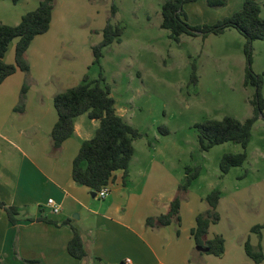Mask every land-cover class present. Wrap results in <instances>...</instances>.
I'll use <instances>...</instances> for the list:
<instances>
[{
    "label": "rangeland",
    "instance_id": "374dc122",
    "mask_svg": "<svg viewBox=\"0 0 264 264\" xmlns=\"http://www.w3.org/2000/svg\"><path fill=\"white\" fill-rule=\"evenodd\" d=\"M164 1L54 0V24L48 33L37 36L32 53L25 55L30 62L29 71L24 72L18 98L23 100L21 104L37 100L42 86L35 80L36 71H41L40 76L45 71H60L62 75L71 72V79L60 85L56 83L57 91L78 84L83 74L95 80L101 73L114 98L116 113L130 120L141 133L135 147L139 150L156 145L152 150L155 156L168 167L173 165L174 173L179 176H184L185 166H199L200 173L189 187L186 203L205 206L202 212L207 208L205 196L212 189H219L220 219L214 229L222 234L228 246L241 236L244 240L248 236L251 245L257 246L259 236L251 233L250 227L264 220V119L258 117L253 123L244 163L230 167L225 174L219 168L222 155L240 152L241 145L227 141L203 151L195 127L197 123L224 115L239 120L252 115L250 100L255 87L243 84L245 37L231 27L221 34H182L175 41L160 25ZM243 1L226 0L222 6L211 7L198 0L184 3L182 9L189 24H210L230 16ZM257 1L260 17L264 18V0ZM28 4L22 5L28 9L35 6L30 1ZM112 5L116 7L114 14H111ZM107 20L124 27L121 41L105 46L99 63H93L91 46L100 42ZM50 35L54 37L47 39ZM15 42H10L4 56L10 63L14 61ZM251 58L253 72L262 74L264 98V39L252 42ZM193 68L196 83L191 80ZM24 84L27 89L22 95ZM43 101L53 107L51 95ZM79 119L94 134L98 120L97 126L91 125L86 113ZM158 127H165L167 134L162 135Z\"/></svg>",
    "mask_w": 264,
    "mask_h": 264
},
{
    "label": "crops",
    "instance_id": "0c3cea01",
    "mask_svg": "<svg viewBox=\"0 0 264 264\" xmlns=\"http://www.w3.org/2000/svg\"><path fill=\"white\" fill-rule=\"evenodd\" d=\"M29 1L35 3L32 9L39 2L0 0V23L17 24L23 13L32 10L24 6ZM53 24L54 9L49 29L43 34ZM37 36L25 55L32 53ZM53 54L52 58L55 51ZM40 72H34L37 84L42 86L38 98L24 101L22 109L15 107L21 103L18 89L24 72L16 70L0 83V200L19 209L18 220L12 224L0 208V264H35L26 260H38L36 264H121L125 257L134 264H253L244 255V236L229 246L224 239L225 251L221 256L196 248L190 230L205 206L187 204V194L180 202V225L175 222L162 227L145 225L147 217L167 211L184 177L174 173L173 165L168 167L155 156L152 150L156 145L138 150L136 139L133 141L134 152L127 171L112 172L110 191L104 198L77 184L71 176L72 159L81 142L93 134L79 115L74 120L72 135L58 150L51 151L49 133L57 116L54 107L45 105L43 98L48 94L53 98L59 92L56 83L60 85L73 74L45 71L40 76ZM126 121L131 124L130 120ZM90 122L97 126L96 120ZM154 138L157 139L156 134ZM49 197L60 205L59 212H50L46 205ZM38 216L52 222L29 220ZM65 219L70 222L62 223ZM72 226L78 230L86 251L82 259L67 252ZM213 226H209L208 239L220 234Z\"/></svg>",
    "mask_w": 264,
    "mask_h": 264
},
{
    "label": "trees",
    "instance_id": "16d2710c",
    "mask_svg": "<svg viewBox=\"0 0 264 264\" xmlns=\"http://www.w3.org/2000/svg\"><path fill=\"white\" fill-rule=\"evenodd\" d=\"M16 3L18 0H11ZM198 0H165L161 4V27L169 31V36L178 41L182 34L206 36L208 34H221L228 28H235L245 37L244 53L246 68L244 72V85L255 87L254 97L250 100L253 113L244 120H239L231 115H224L220 119H207L195 124L200 149L209 150L216 144L227 141L239 143L242 150L237 153H224L220 159L219 168L222 174L229 171L232 166H240L246 159V147L250 141L251 128L258 117L264 119V98L261 94L263 84L262 74L253 72L251 68L252 42L256 39H264V18L260 17V4L257 0H244L242 6L230 16L217 20L210 24L191 25L187 22L182 5ZM211 7L225 4L226 0H204ZM54 0H39L37 6L23 13L15 25L0 23V83L16 70L29 71V63L25 58V52L35 36L45 33L50 26ZM116 7L112 5L111 14ZM124 27L120 24H112L107 20L101 30L102 38L99 43L91 46L93 63H99L102 49L113 41L120 42ZM16 40L14 46V61L7 63L3 57L8 50L11 41ZM193 83L197 82L195 68L191 76ZM103 76L95 80H89L84 74L82 81L76 85L67 87L54 94L52 104L56 112L50 133L49 142L52 152L58 150L64 140L69 138L74 131V120L77 116L86 113L90 119L98 120L94 134L84 139L72 159L71 176L80 185H84L94 192L105 185L112 172L117 169L127 171L129 162L134 152L133 141L141 137V133L121 115L116 113L115 101L111 96L110 88L105 85ZM22 95L26 92V85L22 86ZM21 101H23L21 99ZM22 109V104L15 107ZM164 135L168 130L158 127ZM185 174L177 185L175 194L169 202L165 213L158 216L147 217L145 225L150 227H162L175 222L180 225L179 208L183 195H186L194 179L200 173V167H184ZM220 199V190L212 189L206 196L207 208L199 212L195 217V224L190 230L191 237L196 246L208 247L207 253L221 256L225 251V240L221 234H214L206 238L209 226L216 224L220 216L217 205ZM2 208L12 224L18 220L19 209L15 205H8L0 200ZM29 220L50 219L38 216ZM69 219L62 223L68 224ZM73 233L68 240L67 252L74 258L82 259L86 256L83 242L78 230L72 226ZM250 232L259 236L257 246L251 245L249 237L243 242L246 255L253 264H261L264 259V220L262 223L250 227ZM263 240V244L261 241ZM28 263H39L38 260H26Z\"/></svg>",
    "mask_w": 264,
    "mask_h": 264
},
{
    "label": "built area",
    "instance_id": "2783aa9c",
    "mask_svg": "<svg viewBox=\"0 0 264 264\" xmlns=\"http://www.w3.org/2000/svg\"><path fill=\"white\" fill-rule=\"evenodd\" d=\"M110 191V180L96 191V195L99 198H104ZM46 205L48 206L50 212L57 213L60 211V205L51 197L47 198ZM121 264H134L129 257L122 259Z\"/></svg>",
    "mask_w": 264,
    "mask_h": 264
},
{
    "label": "water",
    "instance_id": "95a60500",
    "mask_svg": "<svg viewBox=\"0 0 264 264\" xmlns=\"http://www.w3.org/2000/svg\"><path fill=\"white\" fill-rule=\"evenodd\" d=\"M95 193V192H94ZM96 194V193H95ZM197 249L199 250H203V251H207L208 250V247H202V246H196Z\"/></svg>",
    "mask_w": 264,
    "mask_h": 264
}]
</instances>
